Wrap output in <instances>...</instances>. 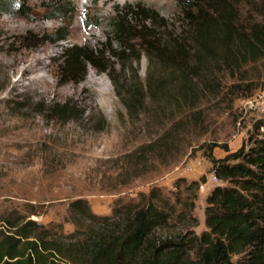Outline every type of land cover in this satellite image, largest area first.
<instances>
[{"label":"rangeland","instance_id":"obj_1","mask_svg":"<svg viewBox=\"0 0 264 264\" xmlns=\"http://www.w3.org/2000/svg\"><path fill=\"white\" fill-rule=\"evenodd\" d=\"M26 2L24 16L0 15V228L6 217L29 215L61 223L70 233L79 225L68 208L74 199L85 198L93 213L108 215L118 198L136 200L159 187L176 209L193 199L192 229L204 230L206 195L223 184L207 154L218 158L226 153L222 145L233 151L247 144L254 123L264 118V62L244 67L246 79L236 80L237 74L235 87L215 73L217 95L197 85L199 98L189 106L176 96L179 72L150 63L136 48L138 61L114 64V75L124 80L122 99L107 73L89 63L79 81H64L63 48L100 47L109 17L126 3L149 6L176 27L175 0H71L74 13L64 23L46 18V0ZM215 2L220 12L221 2ZM226 2L239 19L249 16L250 0ZM91 15L99 17L98 27L85 25ZM61 25L66 38L52 40L50 33ZM37 58L43 67L23 76L22 68ZM148 78L159 81L151 96ZM250 81L258 87L245 96ZM193 180L199 181L195 189Z\"/></svg>","mask_w":264,"mask_h":264},{"label":"trees","instance_id":"obj_2","mask_svg":"<svg viewBox=\"0 0 264 264\" xmlns=\"http://www.w3.org/2000/svg\"><path fill=\"white\" fill-rule=\"evenodd\" d=\"M215 1L221 2L220 12ZM26 3L0 0V15L24 16L29 10ZM44 4L46 18L64 23L73 16L71 0ZM175 4L176 27L140 2L115 7L100 47L63 48L64 81H79L89 63L106 72L117 95L125 99L119 90L124 80L114 75V64L138 61L139 56L133 55L137 48L150 63L179 72L176 96L193 106L200 94L197 85L217 95L215 73L235 87L237 74L236 80L246 79L244 67L264 62V0H250V14L243 20L226 0H175ZM84 20L87 27L100 25L94 15ZM67 34L63 25L50 33L55 41ZM153 80L148 78L145 84L146 96L159 88L158 79ZM256 87L247 82L245 96ZM253 128L247 144L233 151L222 145L226 153L218 158L207 154L213 175L223 184L206 195L205 229L200 233L192 229L197 224L193 199L176 209L159 187L139 193L136 200L118 198L108 215L93 213L87 199L79 197L68 206L73 222L79 224L70 233H64L61 223L44 224L29 215L6 217L0 228V264H264V118ZM190 184L195 189L199 181ZM164 230L170 233L163 234Z\"/></svg>","mask_w":264,"mask_h":264},{"label":"bare ground","instance_id":"obj_3","mask_svg":"<svg viewBox=\"0 0 264 264\" xmlns=\"http://www.w3.org/2000/svg\"><path fill=\"white\" fill-rule=\"evenodd\" d=\"M37 61L35 62V64H33V65H30L29 64V66H25V67H23L22 68V75L24 76V75H27L30 71H37V70H39L40 68H42L43 66H41V67H38L37 66V63H38V58L36 59ZM46 65V64H45ZM43 78V75H39V76H37V77H33V78H31L29 81H30V83H35L36 81H39V80H41ZM16 82V81H15ZM33 86V85H32ZM86 91V90H85Z\"/></svg>","mask_w":264,"mask_h":264}]
</instances>
